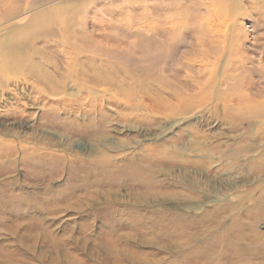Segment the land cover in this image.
I'll return each instance as SVG.
<instances>
[{"label":"rangeland","instance_id":"obj_1","mask_svg":"<svg viewBox=\"0 0 264 264\" xmlns=\"http://www.w3.org/2000/svg\"><path fill=\"white\" fill-rule=\"evenodd\" d=\"M66 1L0 0V38L2 25L9 21L19 18L29 24L39 13ZM81 1L92 3L84 13L85 17L89 13L88 24L81 28L90 36L89 42L100 45L101 57L129 67L167 68L174 73L176 66L189 68L186 57H197L190 66L201 63L203 48L197 42L201 38L209 55L202 58L204 65H215L218 74L229 68L227 87L264 94V0H132L129 6L124 0ZM209 16H214L212 29ZM157 19L164 25L153 22ZM143 22L153 23L143 29ZM167 22L176 24L172 34ZM93 24L97 27L92 28ZM102 28L115 39L110 49L101 37ZM222 49L226 58L215 64L218 58L213 51ZM12 85L9 90L14 89ZM185 85L182 91L189 94L192 88ZM213 101L210 94L184 119L143 126L108 125L113 132L110 142L127 139L133 149L142 137L141 145L159 143L160 151L177 154L170 160L191 163L188 167L165 165L156 176L160 189L156 197L148 196L152 204L146 207L143 191L115 185L120 174L100 172L85 163L87 149L99 143L89 136L93 128L87 130V122L74 121L67 114L70 110L55 119L36 105L35 113L20 112L10 118L0 112L4 153L17 149L18 142L34 148L33 141L45 137L56 141L55 148L48 145V153L66 160L58 172L21 163V152L14 165L0 158V264H264V123L252 115L228 122L225 108ZM57 108L65 111L70 106ZM67 124L78 126L64 129ZM32 134L35 139L30 142ZM4 140L14 143L7 145ZM235 140L240 143L234 145ZM106 152L116 155L110 149ZM153 154L156 157L150 158L159 157L158 152ZM119 164L125 172L138 165ZM112 196L118 197L112 200ZM138 199L144 201L139 208Z\"/></svg>","mask_w":264,"mask_h":264},{"label":"bare ground","instance_id":"obj_2","mask_svg":"<svg viewBox=\"0 0 264 264\" xmlns=\"http://www.w3.org/2000/svg\"><path fill=\"white\" fill-rule=\"evenodd\" d=\"M131 1L124 0V3L129 6ZM83 3L81 0H69L58 7L44 10L34 20L29 21V24H23L17 18L2 25L1 31L4 32V36L0 38V87L2 88L0 90V108L3 107V109H0V112H2L3 117L10 118L20 112L35 113V105L38 106V109L41 108L48 117H53V119L70 110L67 114L74 121H82L83 125L87 122L86 125L88 126L86 128H93L91 129L93 133H90L89 136L92 137V142L99 143L97 144L99 146H91V148L87 149L85 156L87 160L85 163H90V167L101 169L100 172L112 171L120 174V178L117 179L118 183L115 185H126L138 193L143 191L145 194V197H143L146 202L145 207L151 202L148 201V196L156 197V192L160 189L156 176L163 172L165 165L188 167L191 163L178 158L170 160L171 155L176 156L177 154L173 153L172 150L168 152L167 149V152L160 151L162 147L158 145L159 143L153 144L155 147L145 146V144L141 145L142 141H144L142 137H140L141 139L138 140V144L133 149L128 144L129 141L127 139H120L118 144L113 141L110 142V136H112L113 132L109 130V124L114 125L115 122L118 127L131 124L143 126L147 122L160 124L161 122L175 121L177 120L176 118L184 119L190 113L192 114L201 102L205 99L208 100L210 94L211 99L214 100L213 103L225 108L224 116L228 122L235 123L236 120L245 119L247 115H252L261 119L264 123V94L260 95L257 92V95H254L251 94L250 90H244L245 92H243L238 87L237 89L231 88V86L227 87L229 68L222 69L219 75L217 72L218 68L216 69L215 65L210 62L204 65L202 58L206 59L209 55L204 49L201 38H197L198 44L203 48L199 52L202 57L199 59L201 63L195 67L189 64L197 63V57L195 56L193 58L185 56L186 66L189 67L188 69L186 67L187 70L176 66L174 73L170 69L172 72L170 74H168L169 70L166 71L167 68H161L160 70L154 68V70H151L129 67L113 61L107 56L102 55L104 58L101 57L99 53L102 52L97 51L100 45L93 43L92 40L90 42L87 40L89 35L85 32L86 30H82L81 26H87L88 24L85 18L89 13L86 14V17L84 13L89 11L92 3L90 5ZM162 10L164 11V9ZM122 16L124 18V13ZM155 17L158 18L157 16ZM149 18L153 20L151 16ZM131 19H129V22ZM177 19L180 20L179 16ZM213 19L214 16L210 17V26H208L210 29L215 26L212 22ZM159 20L157 19L153 22L160 24ZM185 20L187 19L185 18ZM153 22H143L140 27L146 29ZM166 24V28L171 32L170 34L176 31V24L170 22ZM160 25L163 26L164 24ZM168 25L170 26L168 27ZM95 27L97 26L93 24L92 28ZM223 32L225 33V31ZM101 37L107 43L106 48L110 49L111 41H115L113 36L110 37L109 33L102 28ZM139 37L140 35L137 34L136 39H139ZM137 42L140 44L139 41ZM128 48H124L125 51ZM53 51H57L58 55H55V53L51 54ZM213 53L217 54L216 57L218 58L215 64L219 60H225L227 55L224 49L219 51V53L218 51H213ZM29 77L32 81H30ZM9 83H13V90L8 89ZM185 83L192 88L189 94L184 93L186 91H182L181 86L185 85ZM62 104H67L70 108L65 109V111L60 108L61 112L57 111L60 110L57 106ZM74 105H80V107L72 108ZM84 116H87L88 119L82 120ZM100 119L101 121L97 124ZM77 126L67 124L63 128L76 130L75 127ZM105 127L109 128L106 129ZM86 131L85 135L83 134L84 136L88 134ZM28 139L30 142L31 140L33 141L35 139L34 134ZM36 139L38 142L33 141L36 144V147L33 146L34 148H29L27 144L26 146L24 143L18 142L16 145L17 149L11 152L4 153L3 149H1L0 158H6L7 161H10L9 164L14 165L17 161L16 154L21 152V163H30L33 168L41 167L44 170L53 169L60 172L66 160L61 162L57 158L59 156H53L48 153L50 147H56V141L54 142L53 139L45 137H37ZM24 142L27 141L25 140ZM5 143L8 145L14 142L5 141ZM238 143L240 142H236V140L233 142L234 145ZM48 145L51 146L48 148ZM228 145H231V143ZM109 149L110 153L116 155H109L106 152ZM29 151H31L30 154H28ZM155 152H158L159 157L150 158ZM29 155L33 157L31 158ZM37 155L38 157H36ZM154 156L156 157V155ZM119 163H135V165L138 163V165L125 172ZM261 165L263 167L264 164ZM177 177L179 178V176ZM122 178H128L130 181H123ZM15 185L16 183L12 182V186ZM210 188L212 190L214 187ZM215 190L218 191V189ZM112 197V200H114L118 196ZM217 199H219V196H217ZM143 205L144 201L138 199L137 208ZM198 208H200L199 205L194 206L192 210L196 211ZM259 220L261 219L259 218Z\"/></svg>","mask_w":264,"mask_h":264}]
</instances>
